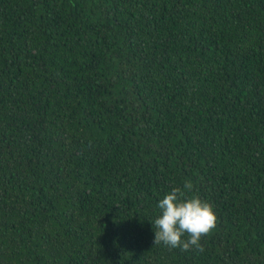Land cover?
<instances>
[{"label": "trees", "instance_id": "16d2710c", "mask_svg": "<svg viewBox=\"0 0 264 264\" xmlns=\"http://www.w3.org/2000/svg\"><path fill=\"white\" fill-rule=\"evenodd\" d=\"M0 264H264V0H0Z\"/></svg>", "mask_w": 264, "mask_h": 264}, {"label": "clouds", "instance_id": "9594fccd", "mask_svg": "<svg viewBox=\"0 0 264 264\" xmlns=\"http://www.w3.org/2000/svg\"><path fill=\"white\" fill-rule=\"evenodd\" d=\"M194 185L189 180L183 187H173L158 203L160 215L154 221V245L163 243L187 252H203L201 239L217 225L213 205L190 195Z\"/></svg>", "mask_w": 264, "mask_h": 264}]
</instances>
